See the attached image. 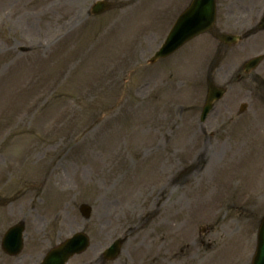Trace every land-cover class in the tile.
Masks as SVG:
<instances>
[{
    "label": "rangeland",
    "instance_id": "374dc122",
    "mask_svg": "<svg viewBox=\"0 0 264 264\" xmlns=\"http://www.w3.org/2000/svg\"><path fill=\"white\" fill-rule=\"evenodd\" d=\"M95 1L0 0V223L25 220L28 233L21 257L0 249V264H34L48 244L83 228L92 244L70 263L89 264L129 227L133 235L110 264H237L264 214L261 105L248 101L238 114L240 101L253 95L234 80L206 122L207 132L216 129L204 137L208 155L195 159L191 132L198 137L199 125L192 118L213 41L196 40L148 65L184 0L174 8L171 0H109L112 9L97 16L89 14ZM219 1L218 25L231 32L258 6ZM263 43L264 36L247 39L224 59L222 74L236 78ZM236 140H243L240 150ZM173 156L185 165L170 194L160 183ZM83 202L93 206L90 220L79 211Z\"/></svg>",
    "mask_w": 264,
    "mask_h": 264
},
{
    "label": "bare ground",
    "instance_id": "6f19581e",
    "mask_svg": "<svg viewBox=\"0 0 264 264\" xmlns=\"http://www.w3.org/2000/svg\"><path fill=\"white\" fill-rule=\"evenodd\" d=\"M218 154H221L220 152H218ZM229 168V166H226L224 169H227ZM223 169V170H224ZM231 238H232V243L230 244V246L233 244V241H234V233L231 234ZM231 238H228V240H231ZM223 239H227V237H224ZM235 242V241H234Z\"/></svg>",
    "mask_w": 264,
    "mask_h": 264
},
{
    "label": "water",
    "instance_id": "95a60500",
    "mask_svg": "<svg viewBox=\"0 0 264 264\" xmlns=\"http://www.w3.org/2000/svg\"><path fill=\"white\" fill-rule=\"evenodd\" d=\"M75 249H77V248H74V246H70V248H69V253H73V251L75 250Z\"/></svg>",
    "mask_w": 264,
    "mask_h": 264
}]
</instances>
